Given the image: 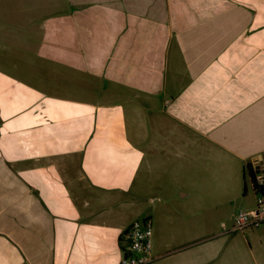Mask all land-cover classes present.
Wrapping results in <instances>:
<instances>
[{"label":"crops","instance_id":"0c3cea01","mask_svg":"<svg viewBox=\"0 0 264 264\" xmlns=\"http://www.w3.org/2000/svg\"><path fill=\"white\" fill-rule=\"evenodd\" d=\"M16 1L19 3L16 4ZM0 0V264H264V0Z\"/></svg>","mask_w":264,"mask_h":264},{"label":"built area","instance_id":"2783aa9c","mask_svg":"<svg viewBox=\"0 0 264 264\" xmlns=\"http://www.w3.org/2000/svg\"><path fill=\"white\" fill-rule=\"evenodd\" d=\"M256 206L250 210H239L233 220V232H245L264 227V175L257 173L253 183ZM128 246L121 264H149L152 261L153 223L150 217L135 219L127 229Z\"/></svg>","mask_w":264,"mask_h":264},{"label":"trees","instance_id":"16d2710c","mask_svg":"<svg viewBox=\"0 0 264 264\" xmlns=\"http://www.w3.org/2000/svg\"><path fill=\"white\" fill-rule=\"evenodd\" d=\"M257 171L255 170H251L250 174H251V177H252V182L255 183L256 182V177H257Z\"/></svg>","mask_w":264,"mask_h":264},{"label":"rangeland","instance_id":"374dc122","mask_svg":"<svg viewBox=\"0 0 264 264\" xmlns=\"http://www.w3.org/2000/svg\"><path fill=\"white\" fill-rule=\"evenodd\" d=\"M44 0H42L41 2H43ZM19 2L18 1H16V4H18Z\"/></svg>","mask_w":264,"mask_h":264}]
</instances>
